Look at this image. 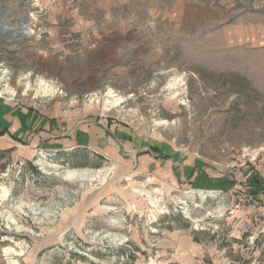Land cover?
Listing matches in <instances>:
<instances>
[{
    "label": "rangeland",
    "instance_id": "obj_1",
    "mask_svg": "<svg viewBox=\"0 0 264 264\" xmlns=\"http://www.w3.org/2000/svg\"><path fill=\"white\" fill-rule=\"evenodd\" d=\"M0 100L117 142L0 140V264H264V0H0Z\"/></svg>",
    "mask_w": 264,
    "mask_h": 264
},
{
    "label": "crops",
    "instance_id": "obj_2",
    "mask_svg": "<svg viewBox=\"0 0 264 264\" xmlns=\"http://www.w3.org/2000/svg\"><path fill=\"white\" fill-rule=\"evenodd\" d=\"M65 120L58 119L55 115L45 114L44 111H40V113L38 111H29L13 103L7 104L0 100V131H7V140L1 138L2 143H6L9 146L14 145V141H10V138L13 137L16 140H21V142L27 140L30 148L26 150L29 153L41 151V149L50 153H62L70 149L87 148L93 151L98 150L101 155L107 158H115L117 142H114L101 127L86 126L83 129H72L71 124H68L67 120ZM120 136L123 138L120 144L125 147V150L131 147V152L127 156L132 157L137 152L133 150L134 145L131 134L123 133ZM138 155L149 156L153 154L151 150L145 149ZM161 157L160 155L154 158V164L157 160L162 159ZM197 166L198 164L194 166L191 163L190 166L183 167L182 172L189 182L190 179H193L195 186L198 188L202 185V179L199 178L202 172H198ZM202 178H205L203 179L204 182L206 180V183L212 184L211 188L218 190L225 191L230 184L225 177L208 180L205 175Z\"/></svg>",
    "mask_w": 264,
    "mask_h": 264
},
{
    "label": "bare ground",
    "instance_id": "obj_3",
    "mask_svg": "<svg viewBox=\"0 0 264 264\" xmlns=\"http://www.w3.org/2000/svg\"><path fill=\"white\" fill-rule=\"evenodd\" d=\"M24 31H22V33H23ZM28 32V31H27ZM17 33L14 31L13 33H12V35L15 37V35H16ZM86 177V175H78V174H75V173H71V174H69V175H67V177H66V179L67 180H74V181H81V180H83L84 178ZM106 177V176H105ZM140 193V192H139ZM6 196V192H5V194L3 195V197H5ZM153 205H155V204H153ZM154 207H156V206H154ZM5 253H13V255H15V256H20L21 254H22V251L20 250V251H18V250H13V249H9V248H6L5 249ZM14 264V263H13Z\"/></svg>",
    "mask_w": 264,
    "mask_h": 264
},
{
    "label": "water",
    "instance_id": "obj_4",
    "mask_svg": "<svg viewBox=\"0 0 264 264\" xmlns=\"http://www.w3.org/2000/svg\"><path fill=\"white\" fill-rule=\"evenodd\" d=\"M6 30V28H3V31H5ZM17 36V34L15 35V37Z\"/></svg>",
    "mask_w": 264,
    "mask_h": 264
}]
</instances>
